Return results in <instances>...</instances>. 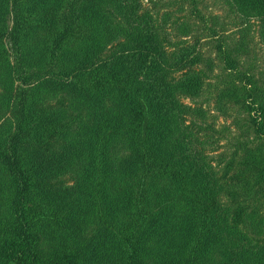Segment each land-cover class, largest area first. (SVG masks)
<instances>
[{"label":"trees","instance_id":"1","mask_svg":"<svg viewBox=\"0 0 264 264\" xmlns=\"http://www.w3.org/2000/svg\"><path fill=\"white\" fill-rule=\"evenodd\" d=\"M226 1L264 44V0ZM168 19L143 0H0V264H264V85L219 44L236 72L219 100L253 137L214 163L187 122L199 41Z\"/></svg>","mask_w":264,"mask_h":264},{"label":"rangeland","instance_id":"2","mask_svg":"<svg viewBox=\"0 0 264 264\" xmlns=\"http://www.w3.org/2000/svg\"><path fill=\"white\" fill-rule=\"evenodd\" d=\"M143 1L160 21L162 13H169L166 28L173 39L198 38L202 62L197 67L205 69L209 78L201 96L186 99L191 106L202 110L201 115H188L187 122L200 127L201 137H209L205 146L214 163L229 158L235 151L240 152L239 143L252 139L253 132L247 126L245 111L238 104L219 100L218 89L225 79L235 78L236 72L226 68L218 47L222 44L241 72L252 74L258 84L264 85V44L259 37L258 21L245 22L226 0ZM174 21H185L189 34L180 36L172 24Z\"/></svg>","mask_w":264,"mask_h":264}]
</instances>
